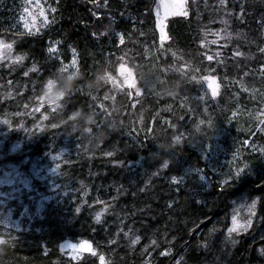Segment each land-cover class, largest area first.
I'll use <instances>...</instances> for the list:
<instances>
[{"label": "trees", "instance_id": "obj_1", "mask_svg": "<svg viewBox=\"0 0 264 264\" xmlns=\"http://www.w3.org/2000/svg\"><path fill=\"white\" fill-rule=\"evenodd\" d=\"M28 1L0 0V264H100L61 249L83 240L105 264H264V0H187L167 27L178 61L158 48L157 0H38L48 23L32 34ZM182 59L184 85L164 69ZM122 60L142 95L108 79ZM207 74L221 94L200 105ZM49 80L58 107L39 99ZM244 192L259 216L233 239Z\"/></svg>", "mask_w": 264, "mask_h": 264}, {"label": "rangeland", "instance_id": "obj_2", "mask_svg": "<svg viewBox=\"0 0 264 264\" xmlns=\"http://www.w3.org/2000/svg\"><path fill=\"white\" fill-rule=\"evenodd\" d=\"M175 2V0H157V9H156V16H157V29H158V36H159V41H158V48L161 50V52L167 57V55H170L172 58V61L175 60V61H178L177 58H180L182 57L181 55L177 56V52L176 51H172L170 48H168L169 44H170V37H169V33H168V22L170 19H172L173 17H176V16H186V15H183V14H173L171 11H169V13L167 15H165V8H164V5L165 4H173ZM38 0H29L28 1V6H27V9H28V12L26 13L25 12V16L23 18V22L25 23L26 21L29 23V26L31 28V30L37 28L38 26V23H40V19H44L43 16H40L39 13L41 11V7L39 6L38 4ZM183 10L184 12L188 13V8H187V0H183ZM44 11V9H43ZM29 13L31 15H29ZM44 14H45V11H44ZM35 17V23H33L32 21V17ZM161 23L163 24L164 26V35L167 37V39L165 40H161L160 39V36H161V32H160V25ZM167 50H170V52L166 51ZM7 51V49L4 50V52ZM123 64L125 66V68L131 70L132 74H133V77L136 81V88H138L140 90V93L138 94L136 92V89L133 88V89H130L126 83H124V79L122 76H120V73H119V66ZM188 64L186 62H184V59H182V64L179 65L178 67H172L174 68L175 70H169L168 68H164L165 69V74L166 75H171V74H175V75H180L182 76V78L184 79L183 75L185 74V72H187L188 70H190V67L187 66ZM187 74V73H186ZM207 75H212L214 76L216 79H217V82L219 83V89H218V95L213 97L211 96V93L210 91H208L206 89V86L205 85H202V84H199L200 86L198 87L197 92H200V94H196L194 97V99L196 101H201L200 102V105L201 103H205V102H209V101H212V102H216L217 100H219V97H220V91H221V84H220V81H219V77H217L216 75H213V74H207ZM207 75H203L202 77L204 76H207ZM115 77V76H114ZM196 77V76H194ZM113 80V77L111 76ZM115 81H116V84L118 86V89H116V92L119 90L121 91L122 89L121 88H129L130 90V94H137L138 95H142L143 94V91L142 89L138 86V82H137V79H136V76H135V72L134 70L129 66V64L124 60H122V62L117 66L116 68V77L114 78ZM112 82V81H111ZM185 79L183 80V82H181L182 85L185 84ZM124 91V90H123ZM122 91V92H123ZM205 92H207L208 96L205 95ZM133 95V96H134ZM203 96V99H200V97ZM63 95L61 92L59 91H56L54 88L52 90V93H51V98L53 99V102L54 104H49L47 102V99H45V101L47 102L48 106L50 107H58L59 105V102L60 100L62 99ZM218 148V145L217 144H207L206 147H205V151L210 153L211 154V159H214L215 157H218V155H216V149ZM264 148V147H263ZM262 149V148H261ZM261 152V151H260ZM262 154V153H261ZM263 155V158H264V154ZM233 172L235 171V168L232 170ZM229 172V170L227 171ZM4 179H10V176L9 174H7V177L4 178ZM224 179V178H223ZM0 197H7L6 194L2 193L0 191ZM256 201V209H255V215L254 216H251L250 217V213H249V206L252 204L253 201ZM259 202H260V197L258 195H255V196H250L247 192H244L242 194H240L238 197H236L235 199H233V205H232V208H231V226L230 228H232V217L233 216H236L237 217V220L239 223H244L247 221V219H249V217L251 218L252 220V223L251 225L247 228V230H241L239 232H233L232 235H228L230 236V238H233V239H236L238 238L239 236H241L242 234H246L248 233L252 228L253 226L255 225V222L256 220L258 219V216H259ZM229 232V231H228ZM67 244H70V242H67V243H64L62 246H61V249L66 252L67 254L69 255H73V256H80L84 253H87V252H90V251H87V250H71L69 248L66 247ZM71 244H75V243H71Z\"/></svg>", "mask_w": 264, "mask_h": 264}, {"label": "snow or ice", "instance_id": "obj_3", "mask_svg": "<svg viewBox=\"0 0 264 264\" xmlns=\"http://www.w3.org/2000/svg\"><path fill=\"white\" fill-rule=\"evenodd\" d=\"M164 8H165V15H167L169 13V11H171L173 14H183V15H186L187 14L183 10V0H175V2L173 4H165L164 5ZM55 11H56V9L55 8H52V12H55ZM24 12L27 13L28 12V9L25 8L24 9ZM29 15H31V14L29 13ZM39 15L44 17V24H47L48 23V17L44 14L43 9H41ZM32 21H33V23H35V17L34 16L32 17ZM23 27L28 30V33L29 34H32L31 28H30L29 23L27 21L23 24ZM160 32H161L160 39L161 40L167 39V37L164 35V26H163L162 23L160 25ZM213 43H215V41H213ZM5 49H7L8 52H11L12 44L11 43H7L6 44L4 41L0 40V59H3L4 58V50ZM53 50L54 49H51V48L49 49V51H53ZM262 51H264V49H262ZM239 54L240 53H237V55H239ZM17 59H22V57H17ZM207 59L209 61H211V60H213V56L209 55V56H207ZM75 62L76 61L73 60V64H75ZM119 73H120V76L123 77L124 83H126L127 86L130 89L135 88L136 89V92L139 94L140 93V90L138 88H136V81H135V79L133 77V74H132L131 70L125 68V66L123 64H121L119 66ZM108 79H112V78L111 77H108ZM192 79L197 84L205 85L206 86V89L208 91H210L211 96L215 97V96L218 95L219 83L217 82V79L214 76L207 75V76L202 77L200 80H197L195 77H193ZM112 82H113L114 85L116 84V81L115 80H112ZM54 85H55V82L54 81H52V80H49L48 81V83H47V89L45 91L44 96L39 97V99L41 101H44L45 99H47V102L49 104H54L53 99L51 98V93H52V90L54 88ZM174 94L175 93H173V92H169V95H174ZM205 95H207V92H205ZM200 99H203V96H201ZM134 106L135 105H133V107ZM206 111H207V108H205V112ZM261 115L264 116V110H262ZM0 122L5 123V124L10 123L6 119L3 120V121H0ZM141 123H143V118L142 117H141ZM165 123L168 124L169 127H172V128L175 127V125L171 124L170 121H165ZM200 123L202 124V123H204V121H201ZM261 123L264 124V119L261 120ZM209 124H211V121H209ZM53 127H56V125L54 124ZM199 128H200V125L197 124V130H199ZM88 131H90V130H88ZM148 131H151V129H149ZM261 131H264V128H262ZM172 139H173V143L176 144V145H178V144L181 143L182 134H180V135H174ZM168 147H171V145H168ZM260 151H261L262 154H264V148L260 149ZM108 155H112V153H108ZM168 166H169V162L168 161H165L164 164H163V167L167 168ZM248 169H249V166L247 164H245L243 167L237 166L235 168V171L234 172H231L230 171L229 173L225 174V178L222 179L219 183L221 185H228L229 184V181H232V180L238 181L240 179V177L246 171H248ZM255 209H256V201L254 200L252 202V204L249 206L250 217L255 215ZM76 211L79 212L80 209L77 208ZM250 217H249V219H247L246 222L239 223L238 220H237V217L236 216H233L232 217V225L233 226H232V228H230L228 230L229 231V235H232L233 232H239L241 230H245L246 231L247 228L252 223V220H251ZM97 220H99V216H97ZM138 240H139V237H136V239L133 240L132 243L135 244ZM66 247L69 248V249H71V250H73V251H75V250H87V251H91L93 255H98L100 264H105V257H104V255L98 254L97 252H95L93 250L92 244L89 241H87V240L81 241L80 244H71L70 243V244H67Z\"/></svg>", "mask_w": 264, "mask_h": 264}]
</instances>
